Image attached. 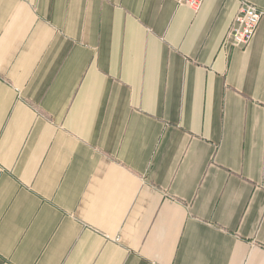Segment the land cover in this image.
<instances>
[{
  "label": "crops",
  "instance_id": "1",
  "mask_svg": "<svg viewBox=\"0 0 264 264\" xmlns=\"http://www.w3.org/2000/svg\"><path fill=\"white\" fill-rule=\"evenodd\" d=\"M242 1L0 0V264H264Z\"/></svg>",
  "mask_w": 264,
  "mask_h": 264
},
{
  "label": "built area",
  "instance_id": "2",
  "mask_svg": "<svg viewBox=\"0 0 264 264\" xmlns=\"http://www.w3.org/2000/svg\"><path fill=\"white\" fill-rule=\"evenodd\" d=\"M180 4H186L194 11L201 8L204 0H177ZM264 15L256 5L243 0L239 12L233 18L231 25L226 32L223 46L245 47L251 41L256 28Z\"/></svg>",
  "mask_w": 264,
  "mask_h": 264
}]
</instances>
